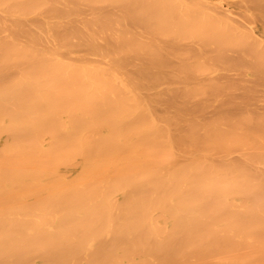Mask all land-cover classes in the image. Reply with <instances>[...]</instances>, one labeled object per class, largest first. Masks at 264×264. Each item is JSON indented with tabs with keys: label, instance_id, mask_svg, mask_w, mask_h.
Returning a JSON list of instances; mask_svg holds the SVG:
<instances>
[{
	"label": "bare ground",
	"instance_id": "6f19581e",
	"mask_svg": "<svg viewBox=\"0 0 264 264\" xmlns=\"http://www.w3.org/2000/svg\"><path fill=\"white\" fill-rule=\"evenodd\" d=\"M70 1L0 0V264H264V0Z\"/></svg>",
	"mask_w": 264,
	"mask_h": 264
},
{
	"label": "rangeland",
	"instance_id": "374dc122",
	"mask_svg": "<svg viewBox=\"0 0 264 264\" xmlns=\"http://www.w3.org/2000/svg\"><path fill=\"white\" fill-rule=\"evenodd\" d=\"M46 1H50V0H46ZM60 1H61V2H64V1H68V0H59V1H57V0H51L52 3H56V2H57V4H58V3L62 4ZM75 1H77V0H75ZM79 1H81V0H78L77 2H79ZM113 1H114V0H112L111 2H113ZM115 1H116V0H115ZM115 1H114V2H115ZM117 1H119V3L121 2L120 0H117ZM123 1L126 2V0H123ZM128 1H129V0H128ZM128 1H127V2H128ZM130 1H131V0H130ZM130 1H129V2H130ZM136 1H138L139 4L136 5V4H135V0H134V1L132 0L130 4L133 3L134 6L136 5L138 8H135V7L133 8V7H132L133 4L131 5L130 8H133V10L136 9V11H134V13H135V12H142V11H141L142 8H145L147 5H145V7H144V5H143L144 3L142 2V0H136ZM139 1H140V2H139ZM143 1H144V0H143ZM145 1L147 2V0H145ZM145 1H144V2H145ZM149 1H150V0H149ZM152 1H153V0H152ZM155 1H156V0H155ZM155 1H154V2H155ZM158 1L160 2L161 0H158ZM163 1H165V0H163ZM168 1H173V0H168ZM174 1H175V0H174ZM179 1H182V4H183V5L185 4L186 6H187V4L189 5V3H190L189 1H186V0H179ZM185 1H186L187 3H185ZM210 1H212V2H217V3H216L217 6H219V8H221V9L227 7V4H226L225 1H222V0H220V1H219V0H216V1H214V0H210ZM218 1H219L220 3H218ZM70 2H72V0H71ZM73 2H74V1H73ZM125 2H121V3L124 4ZM127 2H126V3H127ZM175 2H176V1H175ZM126 3H125V4H126ZM136 3H137V2H136ZM152 3H153V2H152ZM152 3H151V1H150V4H152ZM155 3H157V1H156ZM160 3H162V1H161ZM160 3H159V4L157 3V7H161ZM166 3H167V5H168V3H170V2H166ZM171 3H173V2H171ZM176 3H177V2H176ZM193 3H194V2H193ZM262 3H263V2H262ZM141 4L143 5V7H142L141 9H139V8L142 6ZM145 4H146V3H145ZM147 4L150 5L149 2H148ZM173 4L175 5V3H173ZM58 5H59V4H58ZM127 5H129V3H127ZM152 5H154V3H153ZM165 5H166V4H165ZM167 5H166V6H167ZM170 5H171V4H170ZM183 5H182V6H183ZM194 5H195V6H194ZM194 5H189V6H191V7H192V6H193V7H196V6H197L196 8H198V9H199V7H201L199 4H194ZM207 5H208V4H207ZM263 5H264V4H263ZM139 6H140V7H139ZM172 6H173V5H172ZM177 6H178V4H177ZM182 6H181L180 8H182ZM202 6H203L204 8L201 7L200 10H202V12H203V11H204L203 9H205V4L202 5ZM151 7H153V6H151ZM154 7H155V6H154ZM157 7H156V8H157ZM162 7H164L163 4H162ZM162 7H161V8H162ZM178 7H179V6H178ZM193 7H192V8H193ZM208 7H209V8H208ZM208 7L206 6V10L203 12V15H202V20H203V17L205 18L204 20H208V19L210 18V19H209V22H208V21H205V23H206V22L211 23L210 21L213 22V20H214V16H215V15H214L215 13L213 12V11H214V8L211 6V7L213 8V10H212V8H210V6H208ZM147 8H148V7H147ZM147 8H146V10H147ZM156 8H154V9L157 10ZM161 8H160V9H161ZM169 8H170V7H169ZM171 8H172V9H171V10H172L171 13L173 14V18H174V19H173V18L171 17V18L173 19V21H172V23H173L174 21L176 22V21L178 20L177 17H174V14H175V15L177 14V16H178V11H179V10H178V9L176 10V9H175V8H176L175 6H173V7H171ZM188 8H189V7H188ZM219 8H217V9H219ZM232 8H233L234 11L243 12L245 15L248 16V17H243V18H241V19H238L239 21H241L242 25L246 26L247 29H249V31H250V30H256L255 33H256L257 35L261 34L262 30H261V26H260V22H259V21H260V17H261V16H262V18L264 17V14H263V15H261V14L259 15L260 12H258V11H257V12H258V13H257V12L252 11V10H244V9H240V8L237 7V6L232 7ZM151 9H152V10H149V9H148V10L150 11L149 14H151V11H152L153 16L155 17V15H157L158 12H159V13H162L161 10H162L163 8H162L161 10H158V12H156L155 15H154V13H153V11H155V10H154L153 8H151ZM165 9H167V8H165ZM174 9L176 10L175 13L173 12ZM184 9H185V8H184ZM189 9H191V8H189ZM137 10H140V11H137ZM146 10H145V11H146ZM163 10H164V9H163ZM191 10H192V9H191ZM207 10H208V11H207ZM129 11H130V9H129ZM131 11H132V10H131ZM160 11H161V12H160ZM189 11H190V10H189ZM189 11H188V12H189ZM192 11H193V13L195 12V10H192ZM210 11L212 12V14H210ZM183 12H184V11H183ZM190 12H191V11H190ZM196 12H197V11H196ZM196 12H195V13H196ZM205 12H206V13H205ZM208 12H209V13H208ZM58 13L62 15L63 12H62V13H61V12H58ZM58 13H56V14H58ZM119 13L121 14V12H119ZM123 13H124V12H123ZM127 13H129V12H127ZM164 13H165V12H164ZM164 13H162L161 15H163ZM168 13H170L169 10H168ZM180 13H181V15L183 16L181 10H180ZM180 13H179V14H180ZM191 13H192V12H191ZM193 13H192V15H193ZM254 13L257 14V15H259L260 17L258 16V17L256 18V15H254ZM64 14H65V12H64ZM132 14H133V12H132ZM138 14H139V13H138ZM142 14H143V12H142ZM142 14H141V15H142ZM147 14H148V13H146V15H145V14H143V15H145V17H147ZM152 14H151V16H150L151 19L153 18V17H152ZM184 14H185V12H184ZM204 14H205V15H204ZM124 15H125V14H124ZM164 15H165V14H164ZM164 15H163V16H164ZM187 15H188V14H187ZM189 15H190V14H189ZM196 15H197V14H196ZM196 15H194V16L196 17ZM134 16H135L134 18L137 17L136 15H134ZM138 16H140V14H139ZM166 16H167V15H166ZM171 16H172V15H171ZM182 16H180V17L182 18ZM190 16H191V15H190ZM190 16H189L188 18H190ZM205 16H206V17H205ZM124 17H126V16H124ZM128 17H129V16H128ZM130 17H131V16H130ZM184 17H185V16H184ZM200 17H201V13H200ZM120 18H121V17H120ZM122 18H123V16H122ZM160 18H161V17H160ZM167 18H168V17H167ZM175 18H176V19H175ZM193 18H194V17H192V19H193ZM207 18H208V19H207ZM262 18H261V19H262ZM130 19H131V18H130ZM147 19H149V17L146 18L145 20H147ZM151 19H150V20H151ZM164 19H165V18H164ZM183 19H184V18H182V20H183ZM246 19H247V21H251V22L248 23V22L246 21ZM257 19H258L259 21H258ZM127 20H128V18H127ZM142 20H144V18H142ZM155 20H156V19H155ZM160 20H161V19H160ZM165 20L168 21L169 19H165ZM165 20H164V22H163L162 24L165 25V26H168V27H167L168 29H169V26H171V27H172V26H173V27L175 26V27H176L177 24H180V23L177 21V23H175V25H172V23H171L170 25H168V23H170V21H168V23H167ZM170 20H171V19H170ZM179 20H180V18H179ZM185 20H186V19H185ZM194 20H196V19H194ZM194 20H193V21H194ZM197 20H199V19H197ZM197 20H196V21H197ZM204 20H203V21H204ZM138 21H139V18H138ZM148 21H149V20H148ZM148 21H147V22H148ZM161 21H162V20H161ZM187 21H188V19H187ZM190 21H191V20H190ZM190 21H189V22H190ZM196 21L193 22V23L191 22V23L189 24V25H191V27H192L193 29H195V28H199V27H200L199 22H198V21L196 22ZM134 22H136V21H134ZM140 22H143V21H140ZM159 22H160V21H159ZM185 22H186V21H185ZM148 23H149V22H148ZM164 23H166L167 25L164 24ZM183 23H184V22H183ZM141 24H142V23H141ZM144 24H145V23H144ZM158 24H159V23H156V25H158ZM173 24H174V23H173ZM181 24H182V23H181ZM184 24H187V23H184ZM202 24H203V23H202ZM206 24H207V23H206ZM206 24H205V25H206ZM148 25H149V24H148ZM187 25H188V24H187ZM187 25H185V26H186L185 28L188 27ZM205 25H204V26H205ZM153 26H155V25H153ZM183 26H184V25H182V27H183ZM201 26H203V25H201ZM204 26H203V27H204ZM208 26H209V25H208ZM211 26L213 27L214 25H211ZM31 27H32V26H31ZM33 27H35V26H33ZM33 27H32V28H33ZM161 27H163V26H161ZM177 27H178V31H180L179 28H181V27H179V25H178ZM191 27L189 26L188 30L186 29V33H187V34H189L188 32H192ZM203 27H202V28H203ZM157 28H158V29H161L160 26L157 27ZM157 28H156V29H157ZM165 28H166V27H165ZM167 28H166V29H167ZM202 28H199L200 31L202 30ZM205 28H208V27L206 26ZM140 29H142V28H138V30H140ZM156 29H155V30H156ZM158 29H157V30H158ZM162 29H163V28H162ZM162 29H161V30H162ZM171 29H172L173 32H174V31H176L177 28H176V29L171 28ZM183 29H184V28H183ZM183 29H181V30H183ZM203 29H204V28H203ZM208 29H210V28H208ZM35 30H36V28H35ZM161 30H160V31H161ZM164 30H165V29H164ZM184 30H185V29H184ZM184 30H183V31H184ZM204 30L207 31L206 29H204ZM216 30H217V29H215V30L213 29V33H215V35H217V33H216L217 31H216ZM130 31H131V30H130ZM143 31H144V30H143ZM143 31L140 30V31H139V34H142ZM146 31H147V30H146ZM146 31H145V32H146ZM152 31H153V30H152ZM169 31H171V30L169 29ZM178 31H177V32H178ZM183 31H182V32L180 31L177 35L179 36L180 33H181L182 37H183V35H186V36H184V38L186 39V37H188L189 35L187 36V34H186L185 32H183ZM187 31H188V32H187ZM200 31H198V32H200ZM209 31H210V30H209ZM247 31H248V30H247ZM31 32H33V29H31ZM133 32H136V31H133ZM137 32H138V31H137ZM141 32H142V33H141ZM166 32H167V30H165V33H166ZM194 32L196 33L195 30H194ZM194 32H193V34H194ZM201 32H203V31H201ZM221 32H222V30H221ZM223 32H225V31H223ZM156 33H159V34H160V32H156ZM163 33H164V31H163ZM169 33H170V32H169ZM205 33H206V32H205ZM209 33H210V32H209ZM219 33H220V31H219ZM230 33H231V32H230ZM233 33H234V36L237 35V38L240 36L239 38L241 39V36H242V41L246 42L245 40H247V44H248V41H249V42H252V43L255 41V40L252 41V38H250V37L248 36V33H247V34H240V33L235 32V31L232 32V34H233ZM144 34H145V33H144ZM171 34H172V33H171ZM221 34H222V33H221ZM160 35H161V34H160ZM172 35H173V34H172ZM175 35H176V33H175ZM175 35H173V37H174ZM181 35H180V38H181ZM191 35H192V34H191ZM191 35H190V36H191ZM194 35H195V34H194ZM194 35H193V36H194ZM223 35H224V34H223ZM164 36H165V37H167V36L170 37L169 34H167V36L164 34ZM193 36H191V37H193ZM201 36H202V33H201ZM206 36H207L206 34H205V37L203 36L204 39H206ZM213 36H214V35H213ZM213 36H212V37H213ZM229 36H230V34H229ZM234 36H233V37H234ZM0 37H1V35H0ZM161 37H162V35H161ZM175 37H176V36H175ZM197 37H198V36H197ZM207 37H209V36H207ZM222 37H223V36H222ZM227 37H228V36H227ZM230 37H231V36H230ZM199 38H200V37H199ZM218 38H220V37H218ZM9 39H10V38H9ZM11 39H12V37H11ZM11 39H10V40H11ZM163 39H164V38H163ZM176 39H178V37L175 38V41H176ZM190 39L192 40V38H190ZM202 39H203V38H202ZM204 39H203V41H204ZM214 39H215V38H214ZM214 39H213V40H214ZM231 39H232V38H231ZM186 40H187V39H186ZM194 40H196V38L193 39V41H194ZM211 40H212V39H211ZM211 40H210V41H211ZM224 40H225V39H222V41H221V40H220V41L223 42ZM233 40H234V39H232L231 42H233ZM161 41H162V39H161ZM177 41H178V43H180V44H181V43H182V44L187 43V41H184L183 38H182V39H179V40H177ZM198 41H199V40H198ZM201 41H202V40H201V38H200V42H201ZM206 41H207V39H206ZM218 41H219V40H218ZM211 42H212V41H211ZM238 42H239V41H238ZM240 42H241V41H240ZM240 42H239V43H240ZM176 43H177V42H176ZM178 43H177V44H178ZM196 43H197V40H196ZM225 43H226V42H225ZM254 43H255L256 45H254V44H251V45H252V46L254 45L255 49H253L252 47H251V49H250V48H248L249 45H247L248 47H246V44L243 43V44L245 45L246 53H247V52H250V51H251L250 53H252L253 55H255L254 53H261V55H260L261 57H260L259 59H255V58H254V59H252V61H254L255 63L260 62L261 64H264V54H263V53H264V42H260V41L258 42V40H257V41H255ZM182 44H181V45H182ZM217 44H218V43H217ZM223 44H224V43H223ZM226 44H227V43H226ZM229 44H230V45H233L234 43L231 44V43L229 42ZM241 44H242V43H241ZM262 44H263V45H262ZM218 45H219V44H218ZM224 45H225V44H224ZM227 45H228V44H227ZM221 46H222V45H221ZM228 46H229V45H228ZM228 46L225 45V47H228ZM238 46H239V45H238ZM240 46H241V45H240ZM7 47H8V49H9V51H10V50H11V43H9ZM233 47H235V46H233ZM261 47H262V49H260ZM216 48H217V47H216ZM242 48H243V47H242ZM235 49H237V48H235ZM239 49H240V47H239ZM243 50H244V48H243ZM249 50H250V51H249ZM262 50H263V51H262ZM179 51L181 52V49L178 50V54H179ZM225 51L228 52V53H229V52L231 53V51H233V49H232V47H231V48L228 47V48L225 49ZM238 51H239V50H238ZM238 51H237V52H238ZM252 51H254V53H253ZM238 53H241V55H243L242 57H245V55H244V53H243L242 50H241V52H238ZM11 54H12V52H11ZM172 54H174V53H170L171 57L173 56ZM182 54H183V52H182ZM182 54H181V55H182ZM187 54H188V53H187ZM207 54H209V53H207ZM207 54H206V55H207ZM214 54H215V55H218V54H216V52H215ZM170 55H169V56H170ZM183 55H184V54H183ZM206 55H205V56H206ZM258 55H259V54H258ZM176 56H177V55H176ZM186 56H187V55H186ZM186 56H185V57H186ZM188 56H189V55H188ZM205 56L202 57V55H198L197 57H199V59L202 58V60L200 59V61H202L203 63H207V61L204 60V59H206ZM171 57H170V58H171ZM185 57H184V58H185ZM191 57H192V56H191ZM208 57L210 58L211 56L209 55ZM246 57H247V58H246V59H247L246 61H248V60L251 59V58L249 59V57H248L247 55H246ZM255 57H256V56H255ZM172 58H173V57H172ZM192 58H194V57H192ZM203 58H204V59H203ZM174 59H175V56H174L173 60H174ZM177 59H178V56H177ZM181 59H182V58H181ZM213 59H214V57H213ZM184 60H185V59H184ZM189 60H190V57H189ZM211 60H212V59H211ZM215 60H216V59H215ZM215 60H214V61H215ZM175 61H176V60H174L173 63H175ZM179 61H180V59L175 63V65L178 64ZM181 61H183V59H182ZM197 61H199V60H197ZM212 61H213V60H212ZM214 61H213V62H214ZM188 62L190 63L191 60H190V61H187V63H188ZM192 62H193V60H192ZM213 62H212V63H213ZM218 62H219V61H218ZM254 62H253V63H254ZM182 63H183V62H181V64H182ZM199 63H200V62H199ZM209 63L211 64L210 61H209ZM253 63H252V64H253ZM183 64H184V63H183ZM185 64H186V62H185ZM194 64H195V63H194ZM215 64L217 65V62H216V61H215ZM246 64H247V63H246ZM261 64H259V65L261 66ZM171 65H172V64H171ZM195 65L198 66L197 63H196ZM199 65H200V64H199ZM221 65H222V63H221ZM233 65H234V64H233ZM259 65H258V66H259ZM178 66L180 67V64H179ZM181 66H182V65H181ZM188 66H191V64H190V65L187 64V67H186V68H188V69L190 68V70H192L191 68L194 67V66H191V67H188ZM201 66H202V64H201ZM209 66H210V65H208V69H210V70H213V69L216 68V66H214L215 68H213V66H212V67L210 66V68H209ZM229 66H231V64H230ZM229 66H228V64H227V67H229ZM234 66H235V65H234ZM246 66H247V65H246ZM249 66H250V65H249ZM262 66H263V68H262V67H256V65L253 64V67H252V65H251L250 67H251V68H254L253 70H255V71H252V72H253L255 75H257V74L261 73V72H260V69H261L262 72L264 71V65H262ZM169 67H170V66H169ZM179 67H177V68H179ZM182 67H183V66H182ZM184 67H185V66H184ZM198 67H199V66H198ZM202 67H203V66H202ZM204 67H205V65H204ZM239 67H240V66H239ZM241 67H243V66H241ZM247 67H248V66H247ZM250 67H249V68H250ZM177 68H176L175 66L172 65V67H171V72H170V73H171V74H172V73L174 74V76H173L174 78H173V77H172V78L169 77V80H170V79L173 80V81H172V80L169 81L170 84H172V87H173L174 89H176V100H177L178 98L180 99L181 94H182V93L180 92V90H182V89H181L182 85H181V83H180V77H179V72H180V71L178 72V71H177ZM180 68H181V67H180ZM180 68H179V69H180ZM186 68H184V69H186ZM205 68H206V67H205ZM212 68H213V69H212ZM224 68H225V67H224ZM224 68H223V69H224ZM234 68H235V67H234ZM236 68H238V67L236 66ZM243 68H244V67H243ZM243 68H242V69H243ZM251 68H250V69H251ZM169 69H170V68H169ZM169 69H168V71H169ZM181 69H182V68H181ZM194 69L196 70V73H197V69H198V71H199V73H200L199 68L196 69V67H194ZM194 69H193V73L195 72ZM203 69H204V68H203ZM219 69H220V68H219ZM225 69H227V68H225ZM229 69H230V68H229ZM229 69H228V70H229ZM244 69L246 70L245 74H247V73H248V74H252L251 71H250L249 69H247L246 67H245ZM244 69H243V71H245ZM232 70H233V69H232ZM232 70H229V71H232ZM236 70H237V69H236ZM238 70H239V69H238ZM238 70H237V71H238ZM240 70H241V69H240ZM258 70H259V72H258ZM163 71H164V76H165V75H166V74H165V70H163ZM182 71H183V70H182ZM184 71H186V70H184ZM187 71H188V70H187ZM224 71H225V70H224ZM224 71H223L222 69H220L219 72H218V70H216L214 74H216V72H217V73H223ZM233 71H234V70H233ZM248 71H249V72H248ZM256 71H257V72H256ZM175 72H178V73L176 74ZM189 72H191V71H189ZM205 72H206V71H205ZM213 72H214V71H213ZM213 72H212V73H213ZM227 72H228V71H225L224 73H227ZM180 73H181V72H180ZM199 73H198V74H199ZM210 73H211V72H210ZM228 73H232V72H228ZM171 74H170V75H171ZM186 74H187V73H186ZM191 74H192V73H191ZM191 74H190V75H191ZM202 74H203V73H202ZM232 74H234V72H233ZM241 74H242V72H241ZM168 75H169V74H168ZM200 75H201V74H200ZM166 76H167V75H166ZM182 76H183V75H182ZM183 77H184V76H183ZM188 77H189V76H188ZM190 77H192V75H191ZM190 77H189V80L191 81L192 78L190 79ZM193 77L195 78V73H194V76H193ZM199 77H202V75H201V76H198L197 78H199ZM167 78H168V77H167ZM167 78H166V77H164V78L161 77L160 80L163 81V80L165 79L164 81H166ZM185 78H186V77H185ZM194 78H193V79H194ZM197 78H196L195 81H192V82L196 83L197 80H198ZM11 79H12V78H11ZM15 79H16V78H15ZM164 81H163V82H164ZM182 81H183V80H182ZM182 81H181V82H182ZM190 81H189L188 84H191V86H193V85H192V82H190ZM184 83L186 84V82H184ZM14 84H15V83H14ZM202 84H203V83H202ZM3 85L5 86L4 88H7V89H8L9 86H10L9 88H11V89H12V86H14V85H13V82H12L11 80H8V79L5 81V83H3ZM7 85H8V86H7ZM186 85H187V84H186ZM198 85H199V83H198ZM261 85H262V84H261ZM184 86H185V85H184ZM184 86H183V88H185ZM187 86H188V85H187ZM187 86H186V88H187ZM194 86H195V85H194ZM194 86H193V88H194ZM234 86H235V85H234ZM256 86H257V84H256ZM202 87H203V86H202ZM205 87H207V85H205ZM257 87H258V86H257ZM189 88H190V87H189ZM234 88H235V87H234ZM194 89H196V88H194ZM198 89H200V87H199ZM235 89H236V88H235ZM235 89H233V91H232V90H231V91L234 92V93H237V92H235ZM255 89H256V87H255ZM186 90H189V89H186ZM186 90H184V91H186ZM196 90H197V89H196ZM202 90H203V91H205V90L207 91V89H205V88H202ZM256 90H257V89H256ZM256 90H255V91H256ZM11 91H13V90H11ZM182 91H183V90H182ZM200 91H201V90H200ZM237 91H238V90H237ZM239 91H240V90H239ZM239 91H238V92H239ZM260 91H261V87H260ZM263 91H264V87H263ZM188 92H190V90L187 91L186 94H188V96H191L190 93H188ZM201 92H202V91H201ZM257 92H259V90H257L256 93H257ZM183 93H184V92H183ZM256 93H255V94H256ZM186 94H185V95H186ZM205 94H206V93H205ZM205 94L203 93L202 96H203L205 99H207L208 96H207V97L204 96ZM207 94H208V93H207ZM200 95H201V94H200ZM215 95H216V96H215ZM219 95H220V96H219ZM222 95H223V96H222ZM256 95H257V94H256ZM256 95H255V96H256ZM186 96H187V95H186ZM192 96H193V95H192ZM196 96L198 97L199 95L196 94ZM196 96H195V97H196ZM210 96H211V98L209 97V99H208V101H207V103H209V104H211V102H212L213 100H214V102H215V99H216V98H217V99H218L219 97H221V98L223 97V98H224L226 95H225V93L223 94L222 92H217V93H215V94H213V95H210ZM212 96H213V98H212ZM258 96H259V94H258ZM183 97H184V96H183ZM259 97L261 98L260 100H254V99H251V101H252V100H254V102H258V101H259V103H260V101H261V103H263V102H262V98H263V100H264V93H263V94L260 93V96H259ZM193 98H194V97H193ZM204 98H203V99H204ZM221 98H219V99L221 100ZM223 98H222V99H223ZM181 99H183V98L181 97ZM181 99H180L179 101L177 100V102H183V101H187V102H188V99H189V98L186 99V100H183V101H181ZM184 99H185V98H184ZM190 99H191V98H190ZM190 99H189V100H190ZM194 99H195V98H194ZM217 99H216V100H217ZM255 99H256V97H255ZM197 100H198V98H197ZM201 100H202V99H201ZM211 100H212V101H211ZM218 101H219V100H218ZM218 101H217V102H218ZM190 102H191V100H190ZM188 103H189V102H188ZM212 104H213V103H212ZM212 104H211V105H212ZM214 104H215V103H214ZM0 127H2V126L0 125ZM1 129H3V128H1ZM10 131H11V130H10ZM7 132H8V131H7ZM4 133H5V131H4ZM9 135H10V134H9ZM11 137H12V136L10 135V138H11ZM0 156H1V154H0ZM0 158H1V157H0Z\"/></svg>",
	"mask_w": 264,
	"mask_h": 264
}]
</instances>
